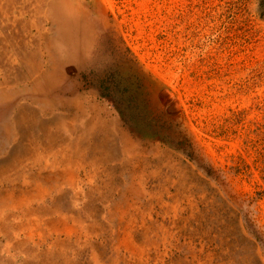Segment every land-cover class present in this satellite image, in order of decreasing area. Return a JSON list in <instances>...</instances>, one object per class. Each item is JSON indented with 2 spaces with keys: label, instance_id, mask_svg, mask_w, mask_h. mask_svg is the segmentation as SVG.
<instances>
[{
  "label": "rangeland",
  "instance_id": "1",
  "mask_svg": "<svg viewBox=\"0 0 264 264\" xmlns=\"http://www.w3.org/2000/svg\"><path fill=\"white\" fill-rule=\"evenodd\" d=\"M6 3L0 264H264V0H94L90 65Z\"/></svg>",
  "mask_w": 264,
  "mask_h": 264
},
{
  "label": "bare ground",
  "instance_id": "2",
  "mask_svg": "<svg viewBox=\"0 0 264 264\" xmlns=\"http://www.w3.org/2000/svg\"><path fill=\"white\" fill-rule=\"evenodd\" d=\"M93 1L43 0L42 5L48 9L51 15L48 21L54 27L56 35V41L52 46L55 48L56 59L57 57L60 58L59 61L63 58L65 62L69 60L71 63H78L84 55V57L90 56L88 61L85 60L86 64L90 65L96 59L97 55L93 53L92 47L93 45L97 46L95 43L98 23L92 17ZM2 3L3 0H0V16L2 13L3 15L6 14L4 17H7L8 11L5 12L7 3L6 5Z\"/></svg>",
  "mask_w": 264,
  "mask_h": 264
}]
</instances>
